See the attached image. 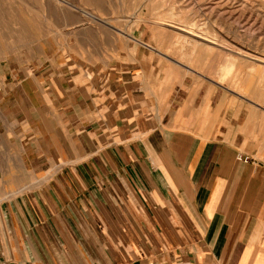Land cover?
Here are the masks:
<instances>
[{"label": "crops", "instance_id": "1", "mask_svg": "<svg viewBox=\"0 0 264 264\" xmlns=\"http://www.w3.org/2000/svg\"><path fill=\"white\" fill-rule=\"evenodd\" d=\"M116 32L3 70L0 264H264V107Z\"/></svg>", "mask_w": 264, "mask_h": 264}, {"label": "rangeland", "instance_id": "2", "mask_svg": "<svg viewBox=\"0 0 264 264\" xmlns=\"http://www.w3.org/2000/svg\"><path fill=\"white\" fill-rule=\"evenodd\" d=\"M190 23L219 44L184 45ZM118 29L264 107V0H0V81L8 62L37 63L77 37L100 52Z\"/></svg>", "mask_w": 264, "mask_h": 264}, {"label": "bare ground", "instance_id": "3", "mask_svg": "<svg viewBox=\"0 0 264 264\" xmlns=\"http://www.w3.org/2000/svg\"><path fill=\"white\" fill-rule=\"evenodd\" d=\"M176 12V11H175ZM92 17L97 20V21H103V19L99 16V15H92ZM172 20V19H171ZM184 20V19H183ZM104 22V21H103ZM170 22V21H169ZM184 22V21H182ZM188 22V21H187ZM172 27V26H171ZM196 27L198 28V25H196V23H190L189 25V30L186 31L187 34L181 36V42L189 47L197 48L199 47V45H206V46H212V45H218L219 44V39L216 37V35H209V34H205L201 31L197 32L196 31ZM204 30V29H203ZM233 51V50H232ZM242 53V52H241ZM244 55V54H243ZM245 56V55H244ZM251 59H256L254 57H250ZM260 58V57H259ZM233 59V58H231ZM263 61V60H260ZM256 62V61H255ZM235 64L236 65V58H234L233 60H231L229 63L227 64ZM257 64V63H256ZM264 71V69H263ZM254 72V71H253ZM260 72V71H259ZM251 73V72H250ZM261 73V72H260ZM264 73V72H263ZM254 76V75H253ZM252 76V77H253ZM264 76V75H263ZM255 78V77H254ZM251 85V84H250ZM249 89V88H248Z\"/></svg>", "mask_w": 264, "mask_h": 264}, {"label": "built area", "instance_id": "4", "mask_svg": "<svg viewBox=\"0 0 264 264\" xmlns=\"http://www.w3.org/2000/svg\"><path fill=\"white\" fill-rule=\"evenodd\" d=\"M239 158L245 162H248V161H253L252 158H250L249 156H239Z\"/></svg>", "mask_w": 264, "mask_h": 264}]
</instances>
